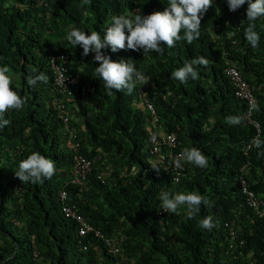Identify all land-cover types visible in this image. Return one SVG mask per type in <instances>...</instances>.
I'll list each match as a JSON object with an SVG mask.
<instances>
[{
	"label": "trees",
	"instance_id": "16d2710c",
	"mask_svg": "<svg viewBox=\"0 0 264 264\" xmlns=\"http://www.w3.org/2000/svg\"><path fill=\"white\" fill-rule=\"evenodd\" d=\"M82 2L0 0V67L9 68L12 87L25 99L21 110L6 113L11 123L0 128V264H34V240L44 264H116L118 259L123 264H264V219L246 205L240 184L245 166L250 186L264 195V157L258 156L264 149L248 148L254 137L264 140V17L255 22L261 37L256 48L244 37L247 2L235 13L227 0H213L191 45H162V53L145 56L143 50L102 49L112 60L131 59L149 75L150 86L140 98V84L131 94H106L95 76L94 53L82 56L83 49L69 44L66 34L75 27L103 36L114 15L163 11L168 0H86L81 7ZM50 53L68 55L71 71L96 86L95 92L76 91L63 99L69 106V129L81 152L93 159L89 190L76 195L75 187L68 189L70 201L79 203L94 226L123 239L119 256L93 233L84 237L89 246L83 249L77 223L62 212L59 190L70 179L73 154L64 115L53 103L64 96L53 80ZM201 55L209 66L199 69L198 79L182 85L171 78L185 61ZM230 64L242 70L260 100V110L254 111L260 132L243 119L247 104L235 95L226 75ZM39 73L48 77L47 83L28 86V76ZM229 115L240 116L241 123L230 126ZM171 131L178 134L177 151L196 147L208 166L184 162L181 178L175 180L165 167L167 160L151 153L150 146L152 133ZM35 151L55 162V174L23 184L15 170ZM165 191L196 192L211 206L202 204L193 219H188L186 206L178 214H160L159 197ZM209 216L215 226L200 228L199 221ZM230 220L237 223L234 239L227 227Z\"/></svg>",
	"mask_w": 264,
	"mask_h": 264
},
{
	"label": "clouds",
	"instance_id": "9594fccd",
	"mask_svg": "<svg viewBox=\"0 0 264 264\" xmlns=\"http://www.w3.org/2000/svg\"><path fill=\"white\" fill-rule=\"evenodd\" d=\"M83 2H86V0H83ZM83 2L81 4V7H83ZM246 2H247L246 19L249 23L244 31V37L251 47L256 48L260 44L261 37L259 32L256 30L257 25L255 22L261 17H264V0H227L229 10L234 11L235 13H237L238 9L241 6H243ZM212 3L213 0H168V4H167L168 6L163 11H154L147 15H143L140 12L135 14L134 16H129L127 14L114 15L111 18L110 26H108L107 29L104 31L103 36L99 31L85 32L78 28L73 27L71 30L67 32L66 40L74 48L76 46H80L83 49L81 53L82 56H88L90 52L94 53L93 60L95 62H98V66L95 67V76L99 81H103V87L105 89L106 94L111 95L113 90L131 94L137 84L145 85L148 82L150 84V80L148 81V78L145 76V74H143L141 71L137 69L136 64L131 59L128 60L120 59L119 61L112 60L108 55L104 54L102 49L110 48L112 52H117L118 50H124V49H129L133 51L143 50V54L145 56L149 52L162 53L164 50L162 45H166L168 48H174L177 42H181V41L191 45L195 40L199 38L201 19L203 15L208 11V9L212 6ZM232 34L233 33H230V36ZM215 37L217 40H220V37H218L217 35H215ZM52 54L53 53H50L49 56V64H50V57ZM208 66H209V60L205 56L201 55L199 57H195L191 59L190 61H185L182 67H179L178 69L174 70L171 73V78L173 80L179 81L180 84L183 85L186 84L189 79L192 80L198 79L199 69L202 67L207 68ZM229 66H235L236 68L239 69V71L242 74V77L244 78V80H246L249 83L252 92L257 99V102L255 101V99L249 101V110L259 111L260 109L258 104L260 100L253 91L252 83L244 76V73L237 65L230 64L228 65V67ZM69 71L71 73H77V72H72L70 67H69ZM78 74H80L85 81H88L84 78V76L81 73ZM52 75L54 80L53 71H52ZM226 75L228 76L227 72ZM229 79L232 83L235 95L246 102L247 104L246 111H247L248 101L239 97L236 94L235 85L230 77ZM47 81H48V77L44 73H39L37 75H29L27 78V84L30 87H35L38 82L47 83ZM12 85H13V75L10 74L9 68L7 66L0 67V128H4L11 123L9 119L5 118L6 113H8L10 110H21L25 105V99L22 98L16 90H14ZM75 92L76 91H74L71 96H67L60 92L64 97L61 98L59 96H56L53 99V103L60 110L61 113L62 111L55 103V100H57V103L60 102L64 103L66 106V110L69 114V110H68L69 106L65 103L63 99L66 98L67 100H69L74 96ZM145 93L146 91L142 93V95L140 94V98H143V95ZM145 105H146V101H145ZM146 107L148 108V110H150L147 105ZM150 112L155 117V120H157L156 111L155 113H153L152 110H150ZM244 114H243V119H244ZM252 117L256 121H258L254 117V112ZM244 121L245 123H252L258 129L259 132L261 131L262 127L259 121H258L260 124L259 127L256 126V124L253 122L247 121L245 119ZM226 122L230 126L239 125L241 123V117L229 115L228 117H226ZM68 130L70 135L67 144L70 146L72 150L73 166L69 181L67 182L66 185H64L63 188L59 190V198H60V191L62 189L68 190V198L65 201L60 198V200L62 201V212L65 203L76 204L77 211L80 212L88 220V218L80 211L79 203L75 201L72 202L70 201V189H68V186L72 185L77 189L78 193H76V195H80L81 193L88 191L89 190L88 176L90 173L86 178L88 189L80 191L79 187L72 183V178L74 177L73 175L74 166H75V161H74L75 152L72 144H75L77 142L80 144V142L77 140V137L76 138L72 137V135L75 133L70 129ZM250 147H255L257 149H264V140H261L259 136H256L253 138ZM79 153L84 155L81 152L80 148H79ZM84 156L87 157L86 155ZM258 156L264 157V151L258 152ZM87 158L91 160L93 167V159L89 157ZM181 161H184L188 164H191L199 168H206L209 163L206 155L203 154L202 151L196 147L185 148L181 153H179V155L174 158V164L176 165V167H182ZM151 166L157 171L160 168L155 164H151ZM242 168H245L244 175L248 181L247 183L248 190L254 194L255 198L258 201L263 200L264 195H260L259 193H257V191L254 188L250 186L246 167L243 166ZM55 171H56L55 162L47 158L46 156L41 155L40 152L35 151L32 152L27 158L22 159L19 162L18 169L15 170V176L23 184L29 182L35 184L38 182H42L44 179H51L52 176L55 174ZM242 173L243 172L241 171V175ZM241 175H240L241 192L246 205L252 208L261 218L264 219V217L259 214V210H260L258 208L259 206L254 207L249 205V203L247 202L246 194L243 191V186L241 183ZM159 198L161 200V209H162L159 211L160 214H163L165 212L171 214H178L177 211L178 208H180L181 206H186L188 219H193L195 217L196 213L199 211L200 206L202 204L211 206V202L207 198H205L200 194H197L196 192H189V193L177 192L173 194L165 191L160 193ZM69 219H72L77 223L78 237H79L78 245L82 246L83 249H85L84 245L89 246V244L84 243L83 241L84 237H86L91 233L95 235V232L90 231L86 235L80 236L79 222L73 218H69ZM88 222L95 229H98L101 232H103L101 229L94 226L89 220ZM214 226L215 225L210 216L199 221L200 228L211 230ZM236 230H237V223H236ZM118 239L122 240L123 242L122 238H118ZM80 240H82V242H80ZM32 246L35 247L32 250V259L34 264H36V260L34 258V252L37 251L40 257L42 256L39 253L38 248L36 247L35 240L32 242ZM121 251H122V246H121ZM121 251L119 254H115V255L119 256L121 254ZM118 262L123 264L121 259H118L116 264ZM40 263L44 264V256L40 260ZM132 264H140V263L134 261Z\"/></svg>",
	"mask_w": 264,
	"mask_h": 264
},
{
	"label": "built area",
	"instance_id": "2783aa9c",
	"mask_svg": "<svg viewBox=\"0 0 264 264\" xmlns=\"http://www.w3.org/2000/svg\"><path fill=\"white\" fill-rule=\"evenodd\" d=\"M70 61V57L66 54H52L50 57V66L54 74V82L55 85L58 87L59 91L62 94L67 96H71L74 91H79L82 95H86L90 92H94L96 90V86L89 81H85L83 77L78 73H71L69 71L68 63ZM228 76L232 79L235 88L236 94L248 101V109L244 114V119L256 124V126H260L259 122L253 119V112L249 110V101L255 99L257 102L256 97L254 96L251 86L249 83L244 80L242 77L241 72L235 66H229L226 69ZM150 80L149 76L145 75ZM150 86L149 82L145 85H140L139 93L142 95ZM57 99V98H56ZM60 102V101H59ZM55 103L61 109L62 113L64 114V123L69 129V114L66 110V106L64 103L60 102ZM146 105L155 113V109L152 103L146 100ZM73 138H76V134L72 135ZM74 147V177L72 178V183L79 187L80 191L88 189L87 186V176L92 170V162L90 159L79 153L80 144L77 142L72 144ZM150 146H151V153L158 155L162 160H167L166 168L170 169V171L174 174V179L179 180L185 169L184 161H181L182 167H176L174 164V158L179 155L182 151H177L178 149V134L174 131L171 132H155L150 135ZM250 147V146H248ZM244 169L242 168L241 171L243 172L241 175V183L243 186V191L246 194L247 202L251 206H259V214L264 217V199L258 201L254 194L248 190V181L244 175ZM60 198L62 200H66L68 198V190L62 189L60 191ZM63 212L66 217L73 218L79 222V232L80 236L86 235L90 231H94L95 235L99 238H102L108 246L110 252L114 254H119L121 251V242L120 239H115L112 237H107L103 232L98 229H95L88 220L77 211L76 204H69L65 203L63 206ZM227 227L229 230V234L232 239L236 237V223L235 220H231L227 223ZM82 242V240H80ZM84 248L87 249L88 246L84 245ZM34 258L36 260V264H41L40 260L42 257L38 254L37 251L34 252ZM121 264V263H117Z\"/></svg>",
	"mask_w": 264,
	"mask_h": 264
}]
</instances>
